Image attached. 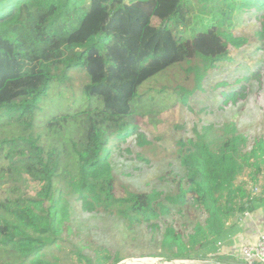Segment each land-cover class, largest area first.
Instances as JSON below:
<instances>
[{"label": "trees", "instance_id": "1", "mask_svg": "<svg viewBox=\"0 0 264 264\" xmlns=\"http://www.w3.org/2000/svg\"><path fill=\"white\" fill-rule=\"evenodd\" d=\"M253 12L255 31L235 29ZM254 51L262 59L233 86L214 85L224 104L245 99L264 66V0H0V264H72L74 248L61 237L72 230L69 198L128 232L159 233L171 260L203 261L232 245L245 214L264 207V190L237 184L247 169L254 183L264 176V135L248 139L231 125L215 144L204 127L176 142L179 172L167 187L121 197L109 145L136 133V115L153 119L165 97L187 104L179 84L146 97L150 81L194 63L187 71L202 90L210 72L238 67V55ZM72 71L87 79L78 98L62 96L39 118L51 87ZM12 82L20 85L10 93Z\"/></svg>", "mask_w": 264, "mask_h": 264}, {"label": "rangeland", "instance_id": "2", "mask_svg": "<svg viewBox=\"0 0 264 264\" xmlns=\"http://www.w3.org/2000/svg\"><path fill=\"white\" fill-rule=\"evenodd\" d=\"M196 1L193 0L194 3ZM251 15L250 20L244 22L240 14L234 21L235 29L241 26L245 32L255 31L258 27L256 14L253 12ZM238 56V67L229 69L221 66L205 76L202 90L194 89V73L187 71L194 63L174 67L143 88L148 97L163 86L173 90V86L179 84L190 96L186 105L176 101V98L165 97L162 108L152 115L153 119H149L148 114L135 116L138 130L133 136L126 141L110 142L109 158L115 178L116 196H123L127 190L147 192L167 187L166 183L179 172L176 142L196 137V132H202L204 127L210 128L208 133L213 137L214 143L226 138L231 125H235L238 133L248 139L264 135V66L260 68V76L246 85L245 99L239 100L235 105L222 103L221 90L214 88V85L223 81H227L229 87L233 86L240 75L250 70L253 61L258 64L259 61L256 60L263 57L256 51L244 55L245 57ZM86 81L83 73L69 72V80L51 87L44 104L46 108H43L38 117L45 118L54 110L55 103L62 96L69 100L78 98ZM19 85L12 82L9 92L12 93ZM139 134L142 138H137ZM252 173L253 170H245L238 177L237 184L259 195L264 190V176L259 175L254 183L251 179ZM69 205L66 224L72 230L65 231L61 237L74 248L70 254L72 264H97L98 259L107 253L114 257L118 254L117 258L121 259L118 264L124 261H128L127 264H140L134 261L147 264L209 263L195 257L168 259L173 258V255L161 251L159 233H153L145 226L128 232L123 222L114 216L83 213L71 198ZM111 261L113 264L114 260Z\"/></svg>", "mask_w": 264, "mask_h": 264}, {"label": "crops", "instance_id": "3", "mask_svg": "<svg viewBox=\"0 0 264 264\" xmlns=\"http://www.w3.org/2000/svg\"><path fill=\"white\" fill-rule=\"evenodd\" d=\"M242 221V232L236 235L232 245L223 246L215 256L207 259L208 264H246L241 255V247L252 244L260 234H264V207L249 213Z\"/></svg>", "mask_w": 264, "mask_h": 264}, {"label": "built area", "instance_id": "4", "mask_svg": "<svg viewBox=\"0 0 264 264\" xmlns=\"http://www.w3.org/2000/svg\"><path fill=\"white\" fill-rule=\"evenodd\" d=\"M240 251L246 264H264V234H260L254 243L243 245Z\"/></svg>", "mask_w": 264, "mask_h": 264}, {"label": "bare ground", "instance_id": "5", "mask_svg": "<svg viewBox=\"0 0 264 264\" xmlns=\"http://www.w3.org/2000/svg\"><path fill=\"white\" fill-rule=\"evenodd\" d=\"M135 263H140V264H147V263H144V262H139V261H134ZM129 264H132V263H129Z\"/></svg>", "mask_w": 264, "mask_h": 264}, {"label": "water", "instance_id": "6", "mask_svg": "<svg viewBox=\"0 0 264 264\" xmlns=\"http://www.w3.org/2000/svg\"><path fill=\"white\" fill-rule=\"evenodd\" d=\"M203 262V261H202Z\"/></svg>", "mask_w": 264, "mask_h": 264}]
</instances>
